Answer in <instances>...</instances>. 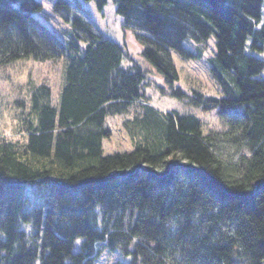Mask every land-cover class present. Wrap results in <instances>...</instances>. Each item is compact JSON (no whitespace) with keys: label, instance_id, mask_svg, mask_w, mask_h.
<instances>
[{"label":"trees","instance_id":"1","mask_svg":"<svg viewBox=\"0 0 264 264\" xmlns=\"http://www.w3.org/2000/svg\"><path fill=\"white\" fill-rule=\"evenodd\" d=\"M111 1L170 96L221 126L155 108L156 73L75 14L80 0H53L65 42L39 0H0V62L65 63L56 102L30 87L19 136L0 135V264H264V0ZM211 37L218 94L173 89L174 56L200 58L184 43ZM112 116L130 151L103 153Z\"/></svg>","mask_w":264,"mask_h":264},{"label":"rangeland","instance_id":"2","mask_svg":"<svg viewBox=\"0 0 264 264\" xmlns=\"http://www.w3.org/2000/svg\"><path fill=\"white\" fill-rule=\"evenodd\" d=\"M39 1L42 4L43 11L38 16L50 31H53L58 38L65 42L69 39V34L67 33L69 29L53 12V0ZM80 1L81 8L74 4L70 5L75 14L80 16L85 22H88L92 26L93 31L123 47L140 66H147L154 71L153 67L142 56L145 47L137 42L131 32H123L122 18L115 13L111 0H108L107 5L101 10H98L93 1ZM262 13L264 20V6ZM209 39L203 43L194 44L189 41L184 43L186 48L194 54H198V51L201 52V57L198 59L192 58L185 61L180 57L174 56V63L179 73V81L173 85V89L183 87L188 91L195 89L208 95L215 96L218 94L215 81L209 77L208 72L207 60L212 56L214 49V39L213 37ZM254 55L263 58L264 61V52L260 54L254 53ZM0 63L2 64L0 66V135L6 138H17L16 136L20 134L17 120H22L26 107L23 109L24 112L20 113L22 109L18 108L15 102L22 101L26 104L27 101L24 95L26 96L28 93L27 90H30V87L45 85L50 89L51 99L55 103L61 90L65 63L62 58H53L42 62L35 61L32 58L6 62L5 58H1ZM261 76L264 77V71ZM148 78H150V87L147 94L155 108L164 111L176 110L179 113H194L203 121L206 129L220 128V118L217 117L214 111L202 112L189 109L188 106L170 96L172 86H166L161 76L156 73V75H149ZM125 117L112 116L107 118L106 125L111 132L110 137L103 142L104 154L130 151L132 149V142L122 126ZM227 119L225 118L224 120ZM97 263L107 264L108 261L105 257H101Z\"/></svg>","mask_w":264,"mask_h":264}]
</instances>
